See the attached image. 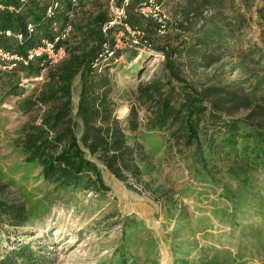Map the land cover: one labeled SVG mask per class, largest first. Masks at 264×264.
I'll return each instance as SVG.
<instances>
[{
  "label": "trees",
  "instance_id": "1",
  "mask_svg": "<svg viewBox=\"0 0 264 264\" xmlns=\"http://www.w3.org/2000/svg\"><path fill=\"white\" fill-rule=\"evenodd\" d=\"M17 3L18 0H1ZM49 0H31L19 12L0 11V26L25 33L21 44L0 37V45L24 53L43 38H54L52 22L44 18ZM171 9L167 32L160 34L159 24L136 11L140 0L129 6V22L146 32L148 43L115 48L112 56L99 58L102 51V24L108 18L107 0H79L70 36L59 44L66 45V56L46 73L37 95L24 98L19 107L31 115L15 139V148L23 161L39 168L44 185L58 193L94 189L107 192L101 167L88 155L98 158L117 178L141 179L149 168L152 154L148 138L166 144L168 155H178L201 180L216 183L226 171L230 175L252 178V172H264V94L240 91L225 81L210 79L200 84L191 80L186 70L209 69L232 57L252 70H264V0H159ZM57 19L64 22L72 8L70 0H61ZM254 8L261 30L258 41L245 35L248 18L240 12ZM168 9V10H169ZM229 9V10H228ZM214 11L210 14V12ZM235 11L233 18L226 11ZM36 27L29 35L26 26ZM137 61L128 70L140 77L143 66L151 58H159L148 79L124 89V96L134 99L126 118L118 117L114 93L121 91L110 67L123 55ZM248 66V65H246ZM41 60L28 65L10 67L0 61V95L5 99L20 93L21 73L38 75ZM80 77V93L76 110L72 105L73 84ZM145 110L144 121L139 109ZM44 109L43 111H41ZM41 111V112H40ZM142 130L140 131V129ZM127 130L137 132L128 134ZM158 144V143H156ZM155 146L153 145L154 149ZM143 165V166H142ZM171 215L177 206L169 189H156ZM8 185L0 182V233L4 226H25L30 210L21 200L10 198ZM136 239L134 216L123 221ZM137 243V242H136ZM134 252L124 247L118 264H139ZM46 264V258L31 242L15 243L1 264Z\"/></svg>",
  "mask_w": 264,
  "mask_h": 264
},
{
  "label": "rangeland",
  "instance_id": "2",
  "mask_svg": "<svg viewBox=\"0 0 264 264\" xmlns=\"http://www.w3.org/2000/svg\"><path fill=\"white\" fill-rule=\"evenodd\" d=\"M238 7L248 18L245 35L258 41L261 27L254 8L246 11ZM228 10V16L237 15ZM156 58L151 56L140 77L129 75L128 70L137 58L128 62L126 54L110 67L121 89L113 95L118 117L126 118L135 102L124 96L123 90L148 79L158 68ZM49 69L41 81L31 77L26 80L21 74L24 80L21 79L19 95L5 99L0 95V182L8 185L10 198L21 200L31 212L25 226H4L8 232L0 233V264L19 242H31L45 256L46 264H118L127 246L139 264H161L164 253L169 264H264V172H252V178L246 179L224 171L216 183L201 180L178 155L167 156L172 152L165 149V143L148 138L147 149L152 156L140 181L117 178L89 154L102 169L106 193L82 188L58 193L44 185L39 168L23 161L22 153L15 148V139L31 118L18 104L39 93ZM186 73L197 84L213 79L249 94H264V70L254 71L249 63L241 64L232 57L209 69H187ZM80 88L78 76L72 93L75 110ZM123 106H127L126 114L120 112ZM139 116L144 121L143 108L139 109ZM140 131L127 130L131 135ZM158 187L169 189L177 201L172 208L174 215L170 214L165 198L154 190ZM132 216L139 232L135 240L123 223ZM16 264L25 263L18 260Z\"/></svg>",
  "mask_w": 264,
  "mask_h": 264
},
{
  "label": "built area",
  "instance_id": "3",
  "mask_svg": "<svg viewBox=\"0 0 264 264\" xmlns=\"http://www.w3.org/2000/svg\"><path fill=\"white\" fill-rule=\"evenodd\" d=\"M31 0H18L17 3H6L0 0V11L8 10L9 12H19ZM72 8L68 13V18L64 22L57 19L62 9L61 0H49L45 8L44 18L52 22V27L56 31L54 38H43L38 44L26 49L24 53L17 50L7 48L0 45V61L2 65L10 67H19L20 65H28L35 60H41L42 70L31 79L41 81L44 79V72L49 66L56 65L66 56V45L59 44L66 40L73 29V17L75 8L78 7L79 0H70ZM133 0H107L108 18L102 24L103 43L102 51L94 62V68H99L98 60L104 57L112 56L113 50H110L111 41H114L115 48H125L127 46L147 44L146 32L137 27L132 26L128 20L129 6ZM136 11L145 18L152 19L159 24V33L164 34L168 31L171 22V12L159 0H140L137 4ZM36 25L29 22L26 31L31 35ZM0 37L9 38L16 44H21L24 40L25 33L16 31L12 28H4L0 26ZM24 78V73H21ZM22 78V79H23ZM26 78V77H25ZM29 78H26L28 80ZM24 80V79H23Z\"/></svg>",
  "mask_w": 264,
  "mask_h": 264
},
{
  "label": "bare ground",
  "instance_id": "4",
  "mask_svg": "<svg viewBox=\"0 0 264 264\" xmlns=\"http://www.w3.org/2000/svg\"><path fill=\"white\" fill-rule=\"evenodd\" d=\"M156 60H159V58L157 57ZM120 112L122 114H126L127 113V106L121 107ZM161 264H169V257L167 256L166 253H164V256L161 258Z\"/></svg>",
  "mask_w": 264,
  "mask_h": 264
}]
</instances>
